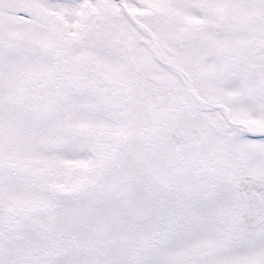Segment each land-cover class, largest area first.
<instances>
[{"label":"snow or ice","instance_id":"obj_1","mask_svg":"<svg viewBox=\"0 0 264 264\" xmlns=\"http://www.w3.org/2000/svg\"><path fill=\"white\" fill-rule=\"evenodd\" d=\"M0 264H264V0H0Z\"/></svg>","mask_w":264,"mask_h":264}]
</instances>
